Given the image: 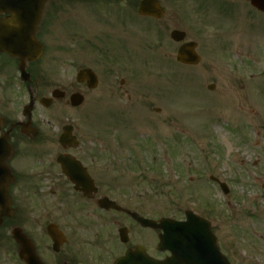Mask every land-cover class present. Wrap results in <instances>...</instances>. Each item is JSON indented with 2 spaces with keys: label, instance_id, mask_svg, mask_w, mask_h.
Returning <instances> with one entry per match:
<instances>
[{
  "label": "flooded vegetation",
  "instance_id": "flooded-vegetation-1",
  "mask_svg": "<svg viewBox=\"0 0 264 264\" xmlns=\"http://www.w3.org/2000/svg\"><path fill=\"white\" fill-rule=\"evenodd\" d=\"M138 2L47 6L37 36L43 52L27 64V80L19 77L16 60L0 57V138L4 142L0 141V264H26L14 230L25 240V256L36 257L39 264H156L171 255L157 249L160 230L141 226L131 216L155 218L154 205L141 200L137 179L123 175L132 164L109 161L106 155L136 147L92 146L75 131L81 145L63 148L57 141L59 114L28 118L24 112L28 100H33L35 111L42 107L40 98L53 93L45 110L53 105L69 109L71 96L79 94L81 106L114 102L127 114L140 104L146 114L156 112L152 98L135 97L134 57L147 59L148 53L156 51L164 65L169 63L181 44L170 39L172 30L185 32L183 42L208 43L224 37L238 48L250 42L246 36L264 33V10L251 0H200L195 18L189 14L188 0H166L158 20L139 16ZM145 30L156 36L154 45L137 37ZM83 68L91 71L77 79V71ZM95 91L98 94L92 96ZM60 154H71L85 168L92 182L87 193L75 189L62 173L56 162ZM101 199L113 201L120 210L108 203L101 206ZM211 231L220 252L234 264L241 255L219 235L227 233V227L214 225Z\"/></svg>",
  "mask_w": 264,
  "mask_h": 264
},
{
  "label": "rangeland",
  "instance_id": "rangeland-1",
  "mask_svg": "<svg viewBox=\"0 0 264 264\" xmlns=\"http://www.w3.org/2000/svg\"><path fill=\"white\" fill-rule=\"evenodd\" d=\"M246 37L254 45L264 43V33ZM209 45L208 51L205 42L199 44L203 53L196 69L178 65L160 69L155 54L147 59L133 58L137 70L136 96L162 97L165 102V113L163 106L156 105L162 112L152 114L160 121L165 120L161 124L154 120L142 128L140 122L141 128L137 127L130 135L115 129L120 130L122 125L115 115L108 116L109 123L115 122L107 126L105 110L110 106L92 104L89 114L87 107L62 113L60 125L67 119L75 129L87 132L94 145H126L128 142V146L142 148L141 151L136 148L128 156L119 154L116 159L137 163L135 175L149 180L154 196L145 194L141 200H149L150 205H154L156 219H180L185 209L196 212L201 209L198 198L201 205L209 203L210 206L203 204L204 209L211 208L217 216L218 203L209 189L212 188L219 199L221 195L202 175L212 173L227 180L233 188L234 218L231 212H226L221 199L223 222L220 224L229 227L231 233H220V236L231 244L237 242L236 246L245 248L247 254L252 253L251 246L262 248L264 264V50L261 54L250 46L243 49L248 46L242 43L239 55H233L222 41ZM144 63L149 65L145 67ZM186 70L198 71L203 89L208 83H214L216 92L197 90L193 86L194 79L188 85L183 83ZM136 107L138 111L132 112L133 118L142 117V106ZM58 109L55 106L49 112ZM39 113L42 111L35 112V116ZM234 252L237 254L236 250ZM262 258L255 263L251 257H241L236 263L262 264Z\"/></svg>",
  "mask_w": 264,
  "mask_h": 264
},
{
  "label": "water",
  "instance_id": "water-1",
  "mask_svg": "<svg viewBox=\"0 0 264 264\" xmlns=\"http://www.w3.org/2000/svg\"><path fill=\"white\" fill-rule=\"evenodd\" d=\"M48 0H0V52H6L10 56L17 57L21 70L24 69L25 60H36L41 53V46L34 37L37 29V25L41 16V11L44 4ZM155 0L143 1L140 8L141 10L152 12L156 10ZM159 15V14H157ZM181 34L175 33L176 39L181 38ZM193 43H187L181 46L177 54V60L182 63L196 64L199 61V57L193 51ZM77 101L73 102V105H77ZM66 133L60 137V143L73 144L70 140L71 127L63 128ZM60 161L63 171L69 176V178L78 183L79 176L75 173L71 165V160L61 157ZM80 179V178H79ZM142 224H146L147 220L140 218ZM153 225V223H151ZM168 219H161L156 226H175ZM209 234V232H206ZM21 249H23V240L17 238ZM174 260H179L180 257L177 253H173ZM180 258V259H179ZM182 260V259H181ZM29 262V260L27 259ZM158 264V263H157ZM182 264V263H179Z\"/></svg>",
  "mask_w": 264,
  "mask_h": 264
}]
</instances>
